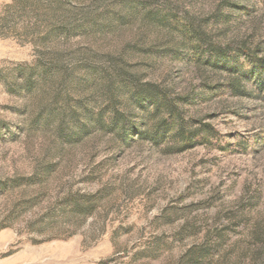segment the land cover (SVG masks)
<instances>
[{
    "label": "rangeland",
    "instance_id": "rangeland-1",
    "mask_svg": "<svg viewBox=\"0 0 264 264\" xmlns=\"http://www.w3.org/2000/svg\"><path fill=\"white\" fill-rule=\"evenodd\" d=\"M242 51L264 0H0V264H264Z\"/></svg>",
    "mask_w": 264,
    "mask_h": 264
},
{
    "label": "trees",
    "instance_id": "trees-1",
    "mask_svg": "<svg viewBox=\"0 0 264 264\" xmlns=\"http://www.w3.org/2000/svg\"><path fill=\"white\" fill-rule=\"evenodd\" d=\"M241 56H244V62L236 64L235 66H227V69H232L233 73L237 78L246 84H249L251 92L245 93L236 88H232L235 93L241 96L251 97V93H255L252 96L255 99H258L264 102V60H256L251 54H247L242 51ZM221 61H225L224 57H221ZM178 123V126L175 130L177 139L182 143L184 148H191L194 145L202 144L205 139L203 136H200L199 132H189L185 129L183 123ZM201 128L205 130L204 135L214 137L215 133L209 126L201 125ZM158 139L157 137L153 138Z\"/></svg>",
    "mask_w": 264,
    "mask_h": 264
}]
</instances>
